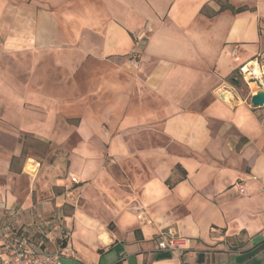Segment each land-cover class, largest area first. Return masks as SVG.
I'll list each match as a JSON object with an SVG mask.
<instances>
[{"label":"crops","instance_id":"1","mask_svg":"<svg viewBox=\"0 0 264 264\" xmlns=\"http://www.w3.org/2000/svg\"><path fill=\"white\" fill-rule=\"evenodd\" d=\"M258 55L264 0H0L1 226L62 264H264V106L229 83Z\"/></svg>","mask_w":264,"mask_h":264},{"label":"built area","instance_id":"2","mask_svg":"<svg viewBox=\"0 0 264 264\" xmlns=\"http://www.w3.org/2000/svg\"><path fill=\"white\" fill-rule=\"evenodd\" d=\"M141 39L142 36H137L136 42ZM259 59L260 56L258 55L238 68V75L247 85L251 95H254L258 90L264 89V72ZM251 85H254V88H251ZM219 93L221 97L222 94L230 95V90L224 88ZM223 100L226 101L224 98ZM71 182L78 184L76 178H71ZM237 186L239 192L245 194V189L239 184ZM6 210V205L0 203V264H62L61 252H47L30 243L25 237H11L8 229L1 226V216ZM66 239V234L60 237L62 242ZM156 242L159 250L167 251L175 256H182L190 245L189 238L180 235L173 229L160 231Z\"/></svg>","mask_w":264,"mask_h":264},{"label":"rangeland","instance_id":"3","mask_svg":"<svg viewBox=\"0 0 264 264\" xmlns=\"http://www.w3.org/2000/svg\"><path fill=\"white\" fill-rule=\"evenodd\" d=\"M260 61L262 62V59L261 60L259 59V63H260ZM236 79L238 81L237 88L244 94V92L247 89V85L244 83V81L240 77H236ZM229 83H231V82L229 81ZM251 88H254V87H251ZM67 138H70L72 140L73 136H68ZM24 139L26 141V144L31 147L30 149H32L33 152H35L37 155H39V157H41L42 154L46 153V150H47L46 145H48V144L40 146L39 144H36L34 142V140H32L28 136H24Z\"/></svg>","mask_w":264,"mask_h":264},{"label":"water","instance_id":"4","mask_svg":"<svg viewBox=\"0 0 264 264\" xmlns=\"http://www.w3.org/2000/svg\"><path fill=\"white\" fill-rule=\"evenodd\" d=\"M235 80H237L235 78ZM238 82V81H237ZM250 105L254 108H261L264 106V89L258 90L250 97Z\"/></svg>","mask_w":264,"mask_h":264},{"label":"trees","instance_id":"5","mask_svg":"<svg viewBox=\"0 0 264 264\" xmlns=\"http://www.w3.org/2000/svg\"><path fill=\"white\" fill-rule=\"evenodd\" d=\"M229 81L235 86L238 85V82H237V80H235V78H231Z\"/></svg>","mask_w":264,"mask_h":264},{"label":"bare ground","instance_id":"6","mask_svg":"<svg viewBox=\"0 0 264 264\" xmlns=\"http://www.w3.org/2000/svg\"><path fill=\"white\" fill-rule=\"evenodd\" d=\"M251 87H254V85H251Z\"/></svg>","mask_w":264,"mask_h":264}]
</instances>
